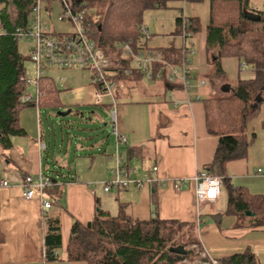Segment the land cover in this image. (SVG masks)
<instances>
[{
  "label": "crops",
  "instance_id": "0c3cea01",
  "mask_svg": "<svg viewBox=\"0 0 264 264\" xmlns=\"http://www.w3.org/2000/svg\"><path fill=\"white\" fill-rule=\"evenodd\" d=\"M249 1L252 7L264 10L263 0ZM174 25L176 27V18L170 31ZM175 27L171 34L175 33ZM195 34L193 33L192 38ZM180 37L182 44H171L170 47L182 49L184 39L181 35ZM206 37L207 28L203 37V47L213 68L204 75L201 72L204 68L191 64L193 86L188 92L179 84L169 85L159 79L147 78L130 79L128 86H124L120 91L119 97L127 96L129 90H138L142 94L141 97L132 98L129 93L130 98L126 105L120 104L118 126L128 138L127 144L123 146L126 160L129 146L141 147L138 151L141 156L133 157L129 162L136 170L134 175L140 176L144 172H150L154 166L158 167L156 180L152 184L141 188L133 185L105 191L101 173L98 167H95V156L98 154L96 150L84 154L89 156L90 161L86 163V170L83 172L76 170L72 173L71 168L66 172V165L60 164L51 157V154H48L45 162L43 152L49 149L47 134L43 132L40 124L36 125L30 111L25 115L27 126H24L22 115L24 110L21 111L20 122L26 133L13 136V147L6 152L0 144V179L22 173L37 175L42 171L55 178L57 183L45 194L52 202L50 208L43 206L38 195L26 199L17 183L8 187L0 186V230L3 233L0 237V264H89L83 260L66 259V247L73 223L79 221L87 224L101 209L115 216L123 208L135 218L151 219L155 215L154 190L159 216L167 220L196 223L199 227L200 250L205 251L208 256L219 258L242 252L248 247L257 258L259 253L264 252V225L251 226L249 219L239 220L234 214L226 213L228 194L225 188H222L221 195L215 202L206 203L202 208L198 205L195 176L200 169H204L212 162L219 143V138L207 130L204 99L208 96H218L217 92L221 86L227 94L234 85V82L225 78L223 58L221 63L224 74L214 76L213 63L217 59V49H207ZM189 43L194 47V40L190 39ZM238 62L241 64L239 59ZM243 64L242 68L247 66ZM73 69L75 68L65 69V75L60 73L58 79L54 78L62 85L65 76L72 79L73 75L68 70ZM252 70L255 76V70L253 68ZM91 78L92 73L90 80ZM208 79L213 81L212 86L205 90L208 92V96L205 97L203 92ZM220 79L221 84L218 87L216 82ZM145 81L148 82L146 85ZM70 85L68 84L67 89H70ZM227 85L230 87L228 90ZM197 94L201 95L200 100L188 101V97L194 98ZM38 109L40 110L39 107ZM39 120L41 122V119ZM96 146L94 144L92 147L95 149ZM103 152L108 155L106 151ZM79 153L80 156L83 154ZM106 159H112L111 154ZM50 162L54 166L52 168L54 174L48 167L46 168ZM57 163L60 166H55ZM114 167L115 163L110 171L112 176ZM227 167L236 186H244L251 193L264 194V160L261 163L253 161L247 152L245 157L230 160ZM173 181H181L182 188L176 189ZM207 206L215 210L213 215L215 221L209 224L203 218ZM224 206L226 207L222 210ZM52 217H58L61 225V246L57 248L60 258L46 260L47 218ZM204 223L205 228L202 227ZM258 260L260 264H264L260 258Z\"/></svg>",
  "mask_w": 264,
  "mask_h": 264
},
{
  "label": "trees",
  "instance_id": "16d2710c",
  "mask_svg": "<svg viewBox=\"0 0 264 264\" xmlns=\"http://www.w3.org/2000/svg\"><path fill=\"white\" fill-rule=\"evenodd\" d=\"M77 1L80 2L74 0L75 3ZM166 2L167 0H88L89 17L93 20V38L112 61V72L115 73L110 79L115 83L117 97L124 86H128L130 79L147 78L143 70L133 67L132 56L124 53L120 43L132 40L135 51H160L166 62L173 65L181 63V49L170 46L152 47L151 38H146L141 30L144 27V13L165 7ZM209 3L206 45L208 50L217 49V59L213 63L214 76L224 74L221 63L224 57L238 58L255 70V76L238 79L227 94L204 99L207 130L219 138L213 160L204 169L221 177L222 188L228 194L226 213L234 214L239 220L249 219L251 226L259 227L264 225V194L251 193L244 186H236L227 163L232 159L245 157L249 145L256 138L255 132L248 133V124L264 103V10L252 7L249 0H209ZM34 5L35 0H0V144L5 152L13 147V136L26 133L20 122L21 111L26 106L60 108L62 105L59 98L61 88L56 79L48 74L38 80V102H22L29 84L25 80L26 57L19 51V38L15 31L17 28L31 26ZM247 12L260 14V19L249 18ZM184 17L186 29L196 33L201 27L199 17ZM184 17L181 14L176 17L175 34L181 35L185 25ZM29 57L31 59V55ZM163 66L162 62L155 63L157 70ZM124 68H131V73H125ZM167 74L168 70L164 67L159 80L183 87L180 82L170 83ZM140 148H127L128 163L131 158L141 156L138 154ZM5 155L8 158L6 153ZM154 199L155 215L148 220L135 218L121 208L120 213L115 216L101 209L87 224L75 221L66 247V259L83 260L89 264H176L184 260L196 263L201 251L198 225L161 218L156 190ZM248 210L253 214L246 215ZM2 236L0 230V237ZM181 245L186 250L184 253L172 251V247ZM60 246V220L58 217L47 218L46 260L57 258L55 251ZM217 259L218 264H260L250 247Z\"/></svg>",
  "mask_w": 264,
  "mask_h": 264
},
{
  "label": "rangeland",
  "instance_id": "374dc122",
  "mask_svg": "<svg viewBox=\"0 0 264 264\" xmlns=\"http://www.w3.org/2000/svg\"><path fill=\"white\" fill-rule=\"evenodd\" d=\"M262 8L264 9V0L262 2ZM209 10V0H167L165 7L147 10L143 17L144 27L149 28V32L153 37L150 40V45L152 47H166L171 44L181 45L182 38L180 35H176L175 33L171 34V32H174L175 25L173 26L172 31H170L172 24L175 23L176 16L179 14L187 17L198 16L201 21V27L193 38L192 36L189 38L192 41H195V52L192 55L191 64H193V66L198 65L199 67L204 68V71L201 72L205 75L213 68L212 62L209 64L207 60V55L203 47V37L206 32V25L209 21ZM61 11L62 6L58 1L42 0V22L48 24L52 30L57 32H67L72 29V26L68 21L58 20V16ZM174 37L177 39H174ZM175 40L176 42H174ZM33 45L34 42L32 40H18L19 51L26 57V77L29 78L36 77L35 64L29 57L31 55ZM222 62L226 71L225 78L231 82L235 83L238 79H245L254 76L252 68L248 65L242 68L241 65H243V62L239 64L236 57H224ZM68 71L72 73V79L65 76V78H63L62 85L58 80V84L62 89L59 93V98L62 102L60 108L41 107L39 110L37 106L28 105L23 109V124L24 126H27L25 115L30 111L31 115L34 116L33 118H35L36 125L38 126L40 124L43 128V132L47 134L46 141L49 143V149L44 150L43 152L44 161L46 162L48 154H51V157L58 160L60 164L66 165V172L68 168L72 169V173L76 170L80 172L85 171L87 166L86 163L89 162L90 159L89 156L84 154L96 150L98 154L95 156V167H98L103 183L112 179L110 171L115 163L114 161H110L112 159H106L109 154H111L112 158L115 155V136L110 131V110L106 105L110 103V99L108 97H104V105L96 104L95 97L93 96L94 87L92 85V79L90 80V71L81 70V68H75ZM64 72L65 69L60 70L50 68L47 70V74L55 77L56 79L59 78L61 75L60 73L65 75ZM211 81H213V79H208V84L204 88L203 94L205 97L208 96V92L205 90L208 89L210 85L212 86ZM147 83L148 82L145 81L144 85ZM68 84H71L69 87L70 89H67ZM220 84L221 79L216 82V86L219 87ZM27 91L35 95V85H29ZM129 93L132 95V98H137V96L141 97L142 95L138 90H129L127 92V96L117 97L119 107L121 105H126L125 103L130 98ZM224 94H226V92L223 91V87L221 86L217 95L221 96ZM69 108H72V112L69 115H57L59 110H67ZM39 119H41V122ZM263 120L264 103L261 104L259 112L250 119L248 124V133H256L255 140L249 145L248 153L251 159L258 163H261L262 160H264ZM94 144L97 145L95 149L92 147ZM99 149L101 150V154H99ZM103 151H106V154L108 155L106 156ZM79 152H82L83 154L80 156ZM76 154L78 155L77 157ZM60 164L58 165L57 163L55 166L58 167ZM47 167L48 170L53 173L52 168L54 166L52 165V162H50L46 168ZM225 207L226 206H224L222 210H224ZM204 211L205 213H203V218L205 221L208 224L214 222L215 218L213 215L215 214V210L207 206ZM202 227L205 228L206 224L204 223ZM195 249L197 248L195 247ZM258 258H260V261L264 263V252L259 253Z\"/></svg>",
  "mask_w": 264,
  "mask_h": 264
},
{
  "label": "built area",
  "instance_id": "2783aa9c",
  "mask_svg": "<svg viewBox=\"0 0 264 264\" xmlns=\"http://www.w3.org/2000/svg\"><path fill=\"white\" fill-rule=\"evenodd\" d=\"M49 1H58L61 4L62 11L58 16V20L68 21L72 29L67 32H57L52 30L48 24L43 23L41 19L42 0H35L31 26L25 29L17 28L15 31L19 39H29L34 42L31 49V60L36 67V77H25V80L29 85H35L36 96L26 92L22 97V102H38L40 95L38 80L40 77L47 75V70L50 68H81L90 71L92 73L93 96L96 104L104 105V97L110 99L108 104L110 110V131L116 139L115 155L112 158L115 162V167L112 170L113 176L112 179L103 182L104 190L109 191L112 188L122 189L133 185L141 188L144 185L152 184L156 180L155 175L158 167L154 166L150 172H144L140 176L134 175L136 170L129 165L123 152V146L127 144L128 138L119 130L118 126L119 103L115 93V83L110 79L115 72H112L110 57L93 38L91 28L93 20L89 17L90 6H88V0H80V2L77 1L76 3L74 0ZM185 23L184 17L183 24ZM186 24L183 26L181 33L184 44L181 49L182 61L179 65L166 62L162 58L160 51L152 49L135 51L132 40L120 43L119 46L127 56H132L133 67L143 70L148 79L161 78L162 69L165 67L168 70V81L170 83L180 82L188 92L193 86V72L190 66L195 50L193 44L189 43V38L193 33L186 29ZM141 30L146 38H152L147 27H142ZM156 62L164 64L162 69H155ZM131 71V68H124V72L127 74H130ZM201 83L203 84L204 81ZM193 99L200 100L201 95L197 94L194 98L188 97V101ZM195 182L199 208H202L206 203L215 202L221 195L222 179L220 176L206 169H200L195 176ZM13 183H17L22 188V194L26 199H32L38 195L45 208L52 206V202L45 197L46 191L57 183L51 175L40 171L37 175L22 173L0 179V186L8 187ZM173 186L179 190L182 188V183L181 181H173ZM199 255L198 260L194 264H218L217 258L208 256L203 250L200 251ZM55 256L57 258L60 257L58 250L55 251ZM178 264L191 263L188 260H184Z\"/></svg>",
  "mask_w": 264,
  "mask_h": 264
},
{
  "label": "water",
  "instance_id": "95a60500",
  "mask_svg": "<svg viewBox=\"0 0 264 264\" xmlns=\"http://www.w3.org/2000/svg\"><path fill=\"white\" fill-rule=\"evenodd\" d=\"M247 16L251 19H260V14L258 13H255V12H247ZM230 87L229 85H227L226 87V90H228ZM72 112V108H69L67 110H59L57 112V115H60V116H67L69 115L70 113ZM253 213L251 211H246V215H252ZM172 251H175L177 253H184L186 250L184 248V246H178V247H172L171 248Z\"/></svg>",
  "mask_w": 264,
  "mask_h": 264
}]
</instances>
